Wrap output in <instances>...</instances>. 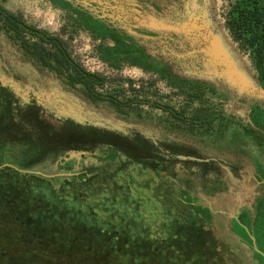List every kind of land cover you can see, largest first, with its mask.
<instances>
[{"label": "trees", "instance_id": "obj_1", "mask_svg": "<svg viewBox=\"0 0 264 264\" xmlns=\"http://www.w3.org/2000/svg\"><path fill=\"white\" fill-rule=\"evenodd\" d=\"M51 1L61 8L67 7V10L72 13L77 27L88 30L94 39L99 41L109 39L113 42L112 47L103 43V47L101 46L99 51L116 68H120V64H118L120 61H126L129 65L144 72H150L154 65V73L159 79L165 80L172 88L180 89V93L185 94L192 102L210 104L211 100L209 99L212 98L211 102L214 104L213 98H222L220 91L210 86L209 83L178 75L173 72L172 67L170 69L166 62H157V58L154 57L149 59L148 52L143 46H139L138 42L119 32L110 31L108 26H104L85 9L81 8L84 12L80 9H72L71 4H67L63 0ZM223 21L231 42L239 52L248 55L251 67L256 73L260 85L264 88V0H231L223 15ZM77 27L76 29H78ZM0 30L13 43L19 45L20 49L25 50L29 58L31 57L30 60L51 69L58 78L68 82L71 87H77L91 101L107 102L121 113H125V107L132 103L130 99L121 101L112 94H102L96 91V86H101L105 82L103 76L88 72L77 63L59 36L27 24L20 14L8 11L2 4H0ZM126 51L131 54V60L122 57ZM113 56L119 61L115 62L116 64L111 62ZM63 69L68 70L69 73H63ZM205 93L208 94L207 98H204ZM247 104L249 105L250 124L243 126L238 124L231 115L224 114L215 108L207 114L195 113L188 117L185 110H176L168 104L154 102L152 106L166 112L173 120L177 121V125L174 126L177 129L186 125L188 133L193 136L197 134L199 136L212 135L211 132L214 130L216 121L217 135L215 139L220 140L224 137L225 132L235 125L238 129L236 127L233 132L244 135L245 138H242L244 140L251 139L264 154V106L255 102L251 103V101ZM9 109L10 106L7 107L6 113L0 114L3 117L2 122L0 121V148L6 147L5 154L2 155L3 152L0 154V165L7 162L11 166H0V183H4L3 173L9 172L32 178L34 181L46 182L50 185L53 194L63 195L67 192L66 199L61 198L65 201L72 197V199L80 198V200L86 198L96 203L100 202L102 198L105 200L103 202L109 201L108 195L112 191L131 186L136 190L143 189L151 194L152 200L159 206L161 220L158 226L151 230L149 224L140 222V220L142 221L141 216L132 215L126 218L121 215L118 217L121 222L116 227L113 223V215L101 217L92 208L82 212L72 207H64L61 202L50 201H45L40 205L35 203L30 205L25 204V200L22 198L21 201L24 203H19L17 195H15V193H19V190L13 194L8 192L4 185H0V264L9 259L8 252L14 253L7 249L9 244L14 245L19 252L31 258L32 262L28 264H40L39 262L42 263L46 257L49 258L51 264H103L98 256L93 258V261L89 260L94 251L92 246L98 242L103 245L112 237L132 244L134 246L131 249L132 255L140 260H146L148 258L145 255L137 254L134 248L144 247L141 246V243L147 242L152 246H162L161 250L163 251L156 250V252L163 253L168 248H175L176 243L182 241V234L178 236L176 232L172 231V228L176 227L184 232V230L194 227L196 207L182 201L176 183L170 177L171 172L164 166V162H161L159 157L152 153L150 142L139 133L132 132V138L129 139L122 134L93 126L77 124L70 126L73 124L70 122L61 136H55L53 127L42 121L35 107V113L32 116L25 114L26 124L15 122L11 118ZM5 126L6 128L8 126L10 130L18 129L19 133L7 132ZM27 127H31L36 133L31 136L26 134ZM13 142H17L18 144H15L19 145L16 152L12 146ZM94 148L100 152L101 158L91 166L84 168L88 162L85 161L87 157L84 156L88 154L87 151ZM71 152L74 155H71ZM48 159L55 172L68 174L64 177L51 178L34 172ZM125 164L145 166L146 175H150V178L133 179L131 173L124 167ZM82 168L84 170H81ZM76 173L79 174L76 175ZM147 180L149 183L145 185L144 182ZM158 180L167 186L166 196L170 202L172 201L177 206L186 205V208L182 207V210L186 212L184 215L168 209L163 198L154 193L155 181ZM66 187H68V191ZM88 188L100 193L93 195V193H89ZM32 197L34 202L38 201L37 196ZM125 200V197L122 198L120 204ZM108 203L110 204L111 200ZM123 206L125 205L123 204ZM80 218L87 222V225L83 223L84 230L78 226L77 222ZM66 222L73 235L72 238L70 237L72 247L62 245V240L64 241L67 236L60 226ZM255 225L256 230L259 231L260 220L258 218ZM87 227L94 229L89 233L97 235V241L91 238L92 235L85 242L82 240ZM236 228L244 229L241 226H236ZM152 231L153 233H150ZM209 233L214 234L210 229ZM98 234L103 235V238ZM76 245H81V248L75 249ZM152 248L154 252L156 247ZM257 249L259 253H256V256L264 259V250L259 247ZM194 261V264L203 263L197 259ZM182 263L186 264L185 261Z\"/></svg>", "mask_w": 264, "mask_h": 264}, {"label": "rangeland", "instance_id": "obj_2", "mask_svg": "<svg viewBox=\"0 0 264 264\" xmlns=\"http://www.w3.org/2000/svg\"><path fill=\"white\" fill-rule=\"evenodd\" d=\"M73 1H75L76 4H81V7L87 9L98 19L99 22H104L105 19L108 20L107 17L112 18L113 21H116L118 27L122 26V29L128 31V33L142 36V38L146 40V43L147 41H152L148 42V44L145 43V46L147 47L145 50L152 54L151 56L149 55V59H152L153 55L158 53L157 62H173L171 60L173 56L170 55L172 52L167 51H172V48H168V44L165 41L168 32L162 27L163 22L167 23L166 19L164 20L162 17H156L152 12H146V17L140 18L135 16V13H139V9L132 0ZM230 1L231 0H211L210 9L213 15V24L218 30H220V28L222 30V14L227 10ZM0 2L7 10L20 14L30 25H34L38 29L59 36L65 42L68 51L77 63H79L85 70L103 76L105 82L101 86L99 85L96 87L99 92L102 94H112L121 101L128 99L132 100V103L125 107V113L117 112L114 107L109 105V103L103 101H92L91 105L111 116L135 124L136 126L143 127L145 134L143 136H146V139L150 142L152 153L158 156L161 162H164V166H166L171 172V179L178 182L177 185L179 188L177 187V189L182 201L189 205L193 204L197 209V213H195L196 220L193 222L194 227L186 231L184 230V232L176 227L172 228V231L176 232L178 236L182 234V241L176 243L175 248H168L161 253L156 252V250L163 251L161 250L162 246H152L150 243L143 242L141 243V246L144 247L139 246L134 248L137 254L140 256L145 255L148 258L146 260H140L132 255L131 249L134 247L132 244H129V242H125L122 239L118 240L116 237H112L103 245L99 242L96 245L93 244L92 247L94 248V251L89 259L90 261H93V258L98 256L103 264H183V261H185L186 264H194L195 259L201 261V263L203 261L202 264H264V259L261 257L262 260L256 256V253H259L257 247L264 250V200H259V202L258 200L255 201V197L257 196L255 193V183L247 177L251 174H246L247 176H244L243 173H245V171L239 170L242 165L237 163L235 164L236 172L238 175L247 178L240 183L241 186L239 182L236 183V191L234 188H230L228 192L216 193L212 198L203 194L204 192L202 189L209 188L206 187V180L210 175L220 174L223 177L225 176L224 171L220 167V165H222L223 168L224 164H221L220 162H225V166L228 165V167H231L230 162H234L231 157L232 155L230 156L225 150V148H228V142L230 143L231 141H229V139L223 141L215 139L217 135L216 121L214 122V130L211 132L212 135L199 136L197 134L198 136H193L188 133L186 125L177 129L174 127L177 125V121L173 120L166 112L152 106V103L154 102L168 104L176 110H185L186 116L189 117L195 113H209L212 108H215V103L213 104L211 102L212 98L209 99L211 100L210 104L190 101L185 94L180 93V89L172 88L165 80L159 79L154 73V65L150 72H144L135 66L129 65L126 61H120V63H118L120 64V68H116L114 64L111 65L105 57H103V54L100 53L99 49H101V46L103 47V43L108 47H112V43L108 39L104 41L94 39L88 30L78 28L74 22L72 13L57 6L51 0H0ZM144 2L150 4L153 0L140 1L141 4H144ZM156 23L159 25L156 26ZM76 27L78 29H76ZM148 32L153 33L154 36H151V33ZM94 33L96 34V32ZM146 33H148V35H146ZM1 38L2 35H0V66L3 63L4 66L10 68L11 71V68L15 66L26 67L30 65L28 62L30 61L29 55H23L20 52H17L14 46L6 40L3 41ZM142 41L141 43H143ZM166 45L167 50L165 49ZM139 46H141V44H139ZM184 47L188 48L186 45ZM239 53L243 68L248 71V73L254 72L248 55L241 54V52ZM20 54L24 57L23 59L20 57ZM187 56L178 53L177 57H179L181 61L178 62V66L170 64V69L175 66L174 69L178 73L181 72L188 75L195 73L200 74L201 72L192 70L189 67L194 64L196 57L190 55ZM122 57H124V59H129L131 54L126 51ZM131 59L132 58H130V60ZM117 60L118 59L114 57L111 59V62L117 63L119 62ZM168 62H166L167 65ZM42 80L46 83L51 81V83L54 84L59 82L56 81V78L53 75L46 73ZM56 85L61 89L63 88L60 84ZM74 91L77 95H82L79 90L74 89ZM207 97L208 94L205 93L204 98ZM238 104L240 105V103ZM215 109L218 110V108ZM25 114V112L20 110L15 113L13 120L17 123L26 124L27 121ZM1 118L0 115V120ZM41 119L46 121L49 126L53 127L52 129L55 136L62 135L63 124H60L61 122L59 123L56 121L51 115L44 116V118L41 117ZM70 126H74V124H70ZM6 131L12 132L9 130L8 126ZM25 132L30 136L36 133L31 127H27ZM164 133L170 135V137H166ZM229 134V132L226 133L227 136ZM232 140L235 145H231V148L246 143L247 145L243 144L245 152H247L249 156H251L252 152V154H255L253 143L249 139L243 141L238 139ZM174 142H182L184 145H179ZM15 143L17 142H13L12 144L14 151L19 148V145H16ZM187 143L200 144L203 148V153H206L205 155L207 156L199 151H197L196 156L190 155L196 152L192 151ZM5 148H0V154L4 152ZM180 156H191L200 160H189L181 158ZM84 157H87V159H84L85 161H88L86 163L87 165L84 166L85 168L100 160L101 155L100 152L94 148L91 151H88V154ZM260 159L264 163L263 158ZM211 160L213 163H208L211 162ZM50 163L51 161L49 159L44 161L37 170H34V172L41 173L51 178L57 176L64 177V175L66 176L68 174L55 172ZM247 166L249 168L247 171L252 172V165L250 162ZM124 167L131 173L133 179L142 180L141 178H150V175H146V167L143 165L125 164ZM84 168L81 170H84ZM78 174L79 173H76V175ZM3 181L4 183H0V185H4L8 192L14 194L16 190H19V193H15L19 203H24L21 201L22 198V200H25V204L30 205H33L34 203L40 205V203L50 201L54 203L61 202L64 207H72L74 209H79L82 212L91 210L92 208V210L98 213L101 217L113 215V223H115L116 227H118L121 222V220H118V217L121 215L126 218H129L132 215L141 216L142 221L140 220V222L143 224H149L151 230L156 228L161 220L159 206L154 200H152L151 194L143 189L136 190L131 186L112 191L111 194L108 195V197H110L109 201L111 200V203L109 204V201L103 202L105 201L102 200L103 198L98 203L92 202L86 198L80 200V198L72 199V197L65 201L61 198L63 197L66 199L65 194H67V192L63 195L60 193L53 194L48 183L34 181L32 178L14 175L9 172L3 173ZM155 182L154 193L163 198L166 207L174 212L184 215L186 212L182 209L186 208V205L181 204L180 206H177L173 204L172 201L170 202L168 196H166L168 189L167 186L163 185L159 180ZM148 183V180L144 182L145 185H148ZM211 189L212 191L221 190L220 188L218 189L215 187H211ZM66 190H69L68 187H66ZM87 190L90 191L89 193H93V195H98L100 193L95 190L91 191L89 188ZM34 195L38 197L37 202H34V198L32 197ZM124 197L126 200L120 204ZM255 202H257L256 205ZM123 204L125 206H123ZM243 205L246 210L251 208L252 216H249L250 218L245 220L246 229H238L236 228V225H234L232 219L238 214H236V212L241 211ZM207 207L214 210V213L211 216L207 212ZM257 218L260 220L259 231L256 230L255 225ZM77 223H79L78 226H80V229L82 230H84V224L87 225V222L81 218ZM60 227L65 231V236H67L64 241L62 240V245H65V247H72L71 238L73 235L70 232L69 224L66 222V224H62ZM209 229L214 233L213 235L209 233ZM93 230L94 229L91 227L86 228L82 238L84 242L93 234L89 233ZM150 233H153V231ZM98 235L103 238V235ZM91 238L94 241H97L98 236L92 235ZM152 247H156L154 252L152 251ZM74 248L80 249L81 245H76ZM7 249L12 250L14 253L8 252L9 259L2 262L3 264H28L29 262H32L29 256L19 252L14 245L9 244ZM33 262L36 263V261ZM39 263L51 264L47 257L42 260V263Z\"/></svg>", "mask_w": 264, "mask_h": 264}, {"label": "flooded vegetation", "instance_id": "obj_3", "mask_svg": "<svg viewBox=\"0 0 264 264\" xmlns=\"http://www.w3.org/2000/svg\"><path fill=\"white\" fill-rule=\"evenodd\" d=\"M63 1L67 2V4L70 3L71 4L70 7L72 9H78V10L80 9L82 12H84V10H82L84 8L81 7L82 6L81 4H79V3L76 4L75 1H73V0L72 1L63 0ZM132 1H133V3H135L137 5V7L139 9L138 11L140 13V14L135 13V16H138L140 18L146 17V15H147L146 12H152V14L154 16L162 17L164 20L166 19V21L169 23L182 24L184 27H185V25H187L189 27L191 25L190 18L192 15H195V17H199L198 23L203 25V22H202L203 17L202 16H203V11L205 10V11H207L209 18L213 22V15H212V12L210 9L211 0H153V2L150 4H147L146 2H144V4H141L140 3L141 0H132ZM0 4H1V2H0ZM63 9L67 10V7H65ZM85 11L88 12L89 14H91L87 9H85ZM224 13L225 12H223L222 16L224 15ZM93 17H95V16H93ZM107 18H108V20L105 19L104 22H102V24L104 26H108L110 28V31H114L116 33L119 32L121 34H124L125 36H128L131 39H134L135 42H138V44H141V46H143L145 49L147 48L145 46L146 40L144 38H142V36H138V35L128 33V31L122 29V26L118 27L116 25L117 24L116 21H113L112 18H109V17H107ZM27 24H29V23H27ZM157 25H159V24L156 23V26ZM212 30H214V32H216V27L213 28ZM220 30H221V28H220ZM222 31L226 32L225 28H224V21H222ZM201 32L203 33V32H205V30H203ZM201 32L199 30L198 31L195 30L194 32H190V33L182 32V34L181 33H177V34L170 33L169 36H166L165 41L168 44V48H172V51L167 50V45H166L165 49L168 52L173 53V54L172 53L170 54L171 56H173V58L171 59L173 62H171V61L170 62L166 61V62H168L169 65L174 64L175 66L176 65L178 66L179 65L178 62L181 61L179 59V57H177L178 53L180 55H185V56H187V55H190L193 57L195 56L196 60L194 61V64H192L189 67L192 70H197L198 72H201L203 74L202 77H198V76L193 75V74L188 75V74L181 73V72L178 73L174 69L175 66L172 67L173 72H175L178 75H183V76H187L189 78H193L194 80L196 79V80H200V81H204V82L209 83L210 86H213L215 89L219 90L220 93L222 94L221 95L222 98H218V99L214 98L213 99V101L216 103L214 107L218 108L224 114L231 115L235 119V121L242 126L250 124L249 107H248L249 105L247 104V102L251 101V103L255 102L256 104H258L260 106H264V97L261 99H255V101L239 97V96L233 94L231 91H229L226 88V86H227L226 84H224L223 82L218 80V78L215 76L214 72H215V70H218V72H219L222 69V66L217 65L216 66L217 68L214 69V67H212L210 65V63H208L209 57H207L206 54L203 52V49L206 48L207 45H206L205 40L202 38V36H200ZM148 33H151V32H148ZM148 33H146V35H148ZM0 35H2L1 39L3 41L4 40L8 41L12 46H14V48H16L17 52H20L23 55L26 54L25 50L20 49L19 45L13 43L10 39H8L2 30H0ZM150 35L154 36L153 33H151ZM55 36H57V35H55ZM109 41L113 45V42L111 40H109ZM141 41L144 44L141 43ZM148 42H152V41H147L146 44H148ZM185 45L188 48L184 47ZM234 49H236L235 45H234ZM237 52H238V50H237ZM21 54H20V57L23 59L24 57H22ZM238 54L240 55L239 52H238ZM241 54H243V53H241ZM148 55L151 56L152 54H150V52H148ZM153 57L157 58L158 53H155L153 55ZM187 57H189V56H187ZM28 62L30 63L29 66H26V67L21 66L22 69H21V67L15 66V67L11 68V71H10V68H7L6 66H4L3 63L1 64V66H0V114L2 115V113H4L5 111L7 112L6 109H7V107L10 106L9 112L11 114L12 119H13V116H15V113L19 112L20 110L25 112L27 115L32 116L33 113H35V110H34V107H35L36 112L42 118H44V116L51 115L55 118L56 121H58L59 123L61 122L60 124H63V130H65V131L67 128L66 126H69L70 122H72L73 124H77L69 118H66V119L63 117L57 118V116H55L56 112L59 111L60 108H62V106H66V105H68V103H70L69 101H67L66 104L62 103L63 99L60 97V95H59L60 93L57 91V89H61V88L56 84H60L61 87H63L61 89V91H65L67 93H70L78 99H82V100L86 99L87 101L90 99L88 97H86L77 87H71L68 82L58 78L55 75V73H53L51 71V69H48L47 67L41 66L39 63H36L34 60H30ZM62 71H63V73L64 72L69 73V71L66 69H63ZM45 73L53 75L56 78V81H59V82L55 83V84L51 83V81L48 83L43 82L42 78H43ZM252 73L251 72L249 73L250 76L264 90V88L260 85V83L258 81L256 73L255 72H252ZM207 75L210 78H213L217 84H214L210 81L204 80V79H207L206 78ZM98 86H96V87H98ZM74 89L79 90L82 95H77V93L74 91ZM95 90L98 91L96 88H95ZM238 103H240V105ZM2 118L0 120L1 122H2ZM44 123H46V121H44ZM7 125H9V124H7ZM77 125H80V124H77ZM80 126H87V125H80ZM236 127L237 126L232 125L225 132L224 137L222 139H220V141L221 140L223 141L226 139H229V141H231L230 143L228 142V144H227L228 148H225V150L227 153L230 154V156L232 155L231 157L234 160V162H230L231 167H228V165L225 166V162H220L221 164H224L223 167H227V168H222V165H220L221 169L224 171L225 176L223 177L220 174L219 175L215 174V175H210L208 179L206 178L207 179L206 180V182H207L206 187H209V188L208 189H202L204 192L203 194L205 196L209 197V196L215 195L216 193H226V192H228V190H230V188H234V190L236 191L235 186L229 180L228 176L231 177V175H233L235 178H237V182H239V184L242 183L243 180L248 177L253 183H255V193L257 195L255 197V201L258 200V202H259V200H264V163L260 159V158H263V160H264V154L261 152L259 147L256 146L255 143L247 137L246 138L249 139L253 143V147L255 149V154H252L253 153L252 152L251 156H249L247 154V152H245L243 144L247 145L246 143H243L242 145H238L237 147L231 148L232 147L231 145H235V143H233L232 139H238L240 141H243L244 139H242V138H245L244 135H242V134L239 135V133L233 132V130ZM237 129H238V127H237ZM11 131L14 134L19 133L18 129L13 128V129H11ZM111 132H115V131H111ZM133 132L136 133L137 131H133ZM227 132L230 133L228 136L226 135ZM115 133L122 134L119 132H115ZM137 133H139V132H137ZM1 134H4V133L1 132ZM132 134L133 133H131L130 135H123V134L122 135L130 139V138H132ZM140 135L144 139H146V136H143L142 134H140ZM164 135H166V137H170V135H167L165 133H164ZM174 143H178L179 145H184V143H182V142H174ZM188 146L191 147L192 151L196 152V153H194L195 156L197 155V151L202 152V154H204V155L206 154V153H203V150H202L203 148L200 144H188ZM257 153H258V156H257ZM4 154L5 153L3 152L2 155H4ZM190 155H193V153ZM205 156H207V155H205ZM188 157H191V156H188ZM213 159H215V158H213ZM249 162L252 165L251 166L252 172L247 171V169H249L247 166V164H249ZM208 163H213V162L211 160V162H208ZM237 163L239 165H242V166H240L239 170L245 171V173H243L244 176H247L246 174H251V175L250 176L248 175L246 178L244 176L238 175V173L235 170V168H236L235 164H237ZM0 166L6 167V166H10V165H8V163L6 162V163L1 164ZM22 172H26V171H22ZM28 172H31V171H28ZM39 174H41V173H39ZM174 182L176 183V186L179 188V186L177 185L178 182H176V181H174ZM211 187H215L218 189L220 188L221 190L212 191ZM256 203L257 202H255V205H256ZM206 209H207V212L210 216L214 213L213 209L210 210L208 207ZM236 214H237L236 218L232 219L234 221V225H236L237 227L241 226L244 229H246L244 224L246 223L245 220L249 219L250 218L249 216H252L251 208L246 210V208L243 205V207L241 208V211L236 212Z\"/></svg>", "mask_w": 264, "mask_h": 264}, {"label": "water", "instance_id": "obj_4", "mask_svg": "<svg viewBox=\"0 0 264 264\" xmlns=\"http://www.w3.org/2000/svg\"><path fill=\"white\" fill-rule=\"evenodd\" d=\"M202 17L203 25L198 23L199 17L192 15L190 18L191 25L189 27L187 25L184 27L182 24L169 22H163L162 27L164 30H166V32H168L167 36H169L170 33L182 34V32L190 33L194 32L195 30H199L200 32L205 30V32H201L200 35L205 40L207 45L206 48L203 49V52L207 57H209L208 63H210L214 69L217 68V65L222 66V69L219 72L218 70H215L214 72L218 80L226 84V88L239 97L253 101H255V99L263 98L264 90L255 82L248 71L243 68L240 58L241 56H239L237 50L234 49V45L227 33L218 29H216V32L212 30L215 27H213L214 24L209 18L207 11H203ZM193 75L198 77L203 76L202 73H195ZM206 78L207 79L204 80L217 84L213 78H210L209 76H206ZM57 91L60 93L59 95L63 99L62 103L66 104L67 101L70 102L68 105L62 106V108L56 112L55 116H57V118H69L80 125L103 128L106 130L122 133L123 135H130L133 131H137L140 134L145 135L143 127L136 126L135 124L126 122L120 118L103 112L99 108L91 105V100L87 101L86 99H78L70 93L61 91V89H57ZM70 154L74 155L72 152ZM180 157L189 160H200L194 157ZM209 209L211 210L210 207ZM234 218L236 217L234 216Z\"/></svg>", "mask_w": 264, "mask_h": 264}, {"label": "crops", "instance_id": "obj_5", "mask_svg": "<svg viewBox=\"0 0 264 264\" xmlns=\"http://www.w3.org/2000/svg\"><path fill=\"white\" fill-rule=\"evenodd\" d=\"M230 107V106H229ZM194 155V154H193ZM223 168H227V167H223ZM228 178H229V180L232 182V184L235 186V184L237 183V178H235L233 175H231V177L230 176H228ZM240 186H241V184H240ZM213 195V194H212ZM215 195H213V196H209L210 198H212V197H214ZM210 200H212V199H210ZM210 202V201H209ZM235 217H236V215H235Z\"/></svg>", "mask_w": 264, "mask_h": 264}]
</instances>
